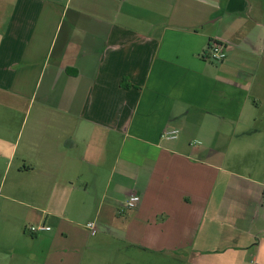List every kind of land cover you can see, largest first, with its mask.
Here are the masks:
<instances>
[{
  "label": "crops",
  "instance_id": "1",
  "mask_svg": "<svg viewBox=\"0 0 264 264\" xmlns=\"http://www.w3.org/2000/svg\"><path fill=\"white\" fill-rule=\"evenodd\" d=\"M90 221L113 264H264V0H0V264H81Z\"/></svg>",
  "mask_w": 264,
  "mask_h": 264
},
{
  "label": "rangeland",
  "instance_id": "2",
  "mask_svg": "<svg viewBox=\"0 0 264 264\" xmlns=\"http://www.w3.org/2000/svg\"><path fill=\"white\" fill-rule=\"evenodd\" d=\"M91 239L92 241L89 243V246L83 251L81 264H113L114 255L123 257L126 260L133 256L139 259L140 254H142L140 250L130 247H124V249L115 251L116 243H113V228L111 226L101 227L97 236H93ZM117 264L123 263L117 262ZM131 264H163V262L156 259L154 254H149L146 256L144 262L136 260L131 261Z\"/></svg>",
  "mask_w": 264,
  "mask_h": 264
},
{
  "label": "built area",
  "instance_id": "3",
  "mask_svg": "<svg viewBox=\"0 0 264 264\" xmlns=\"http://www.w3.org/2000/svg\"><path fill=\"white\" fill-rule=\"evenodd\" d=\"M226 48L225 43L217 38L209 41V46L206 52V56L208 59L214 62L222 61L226 57ZM177 130L165 131L163 133V137L166 138H175L177 136ZM140 201V196L136 192L130 193L123 204H121L120 211L123 212L125 210H132L136 208ZM87 228L90 231V234L95 236L97 234V227L94 221H90L87 223ZM50 227L44 224L39 225H30L26 227V231L31 234H36L41 231L49 230Z\"/></svg>",
  "mask_w": 264,
  "mask_h": 264
}]
</instances>
